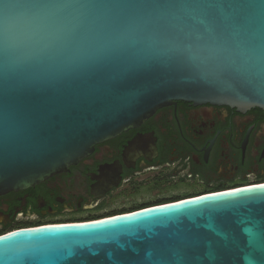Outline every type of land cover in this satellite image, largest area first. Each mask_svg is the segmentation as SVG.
Wrapping results in <instances>:
<instances>
[{
    "label": "water",
    "instance_id": "obj_1",
    "mask_svg": "<svg viewBox=\"0 0 264 264\" xmlns=\"http://www.w3.org/2000/svg\"><path fill=\"white\" fill-rule=\"evenodd\" d=\"M174 101L264 110V0H0L1 193ZM0 264H264V185L13 231Z\"/></svg>",
    "mask_w": 264,
    "mask_h": 264
},
{
    "label": "flooded vegetation",
    "instance_id": "obj_2",
    "mask_svg": "<svg viewBox=\"0 0 264 264\" xmlns=\"http://www.w3.org/2000/svg\"><path fill=\"white\" fill-rule=\"evenodd\" d=\"M264 185V110L174 101L39 184L0 192V236Z\"/></svg>",
    "mask_w": 264,
    "mask_h": 264
},
{
    "label": "snow or ice",
    "instance_id": "obj_3",
    "mask_svg": "<svg viewBox=\"0 0 264 264\" xmlns=\"http://www.w3.org/2000/svg\"><path fill=\"white\" fill-rule=\"evenodd\" d=\"M12 11L14 12V6L12 8ZM9 20L11 21V28H10L11 36H10V38H14V32H15V17H14V15L10 14Z\"/></svg>",
    "mask_w": 264,
    "mask_h": 264
},
{
    "label": "trees",
    "instance_id": "obj_4",
    "mask_svg": "<svg viewBox=\"0 0 264 264\" xmlns=\"http://www.w3.org/2000/svg\"><path fill=\"white\" fill-rule=\"evenodd\" d=\"M140 210H143V209H140ZM138 211V210H137ZM134 212H136V211H134ZM112 217H114V216H112ZM110 218V217H109ZM101 219H104V218H101ZM101 219H97V220H101ZM97 220H92V221H97ZM91 221V222H92Z\"/></svg>",
    "mask_w": 264,
    "mask_h": 264
}]
</instances>
